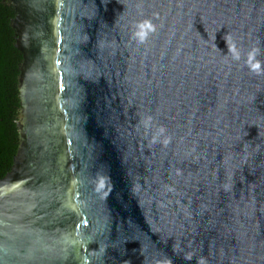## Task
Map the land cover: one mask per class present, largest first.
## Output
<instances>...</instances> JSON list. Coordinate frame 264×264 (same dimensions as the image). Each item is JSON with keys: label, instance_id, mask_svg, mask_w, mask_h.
I'll return each mask as SVG.
<instances>
[{"label": "water", "instance_id": "water-1", "mask_svg": "<svg viewBox=\"0 0 264 264\" xmlns=\"http://www.w3.org/2000/svg\"><path fill=\"white\" fill-rule=\"evenodd\" d=\"M6 1L0 264H264V0Z\"/></svg>", "mask_w": 264, "mask_h": 264}, {"label": "trees", "instance_id": "trees-1", "mask_svg": "<svg viewBox=\"0 0 264 264\" xmlns=\"http://www.w3.org/2000/svg\"><path fill=\"white\" fill-rule=\"evenodd\" d=\"M15 17L12 5L0 0V181L11 172L19 145L18 77L23 56L16 47V31L11 26Z\"/></svg>", "mask_w": 264, "mask_h": 264}]
</instances>
